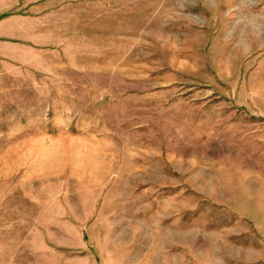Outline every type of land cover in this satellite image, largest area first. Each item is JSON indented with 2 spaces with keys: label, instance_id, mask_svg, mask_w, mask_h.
I'll return each mask as SVG.
<instances>
[{
  "label": "rangeland",
  "instance_id": "obj_1",
  "mask_svg": "<svg viewBox=\"0 0 264 264\" xmlns=\"http://www.w3.org/2000/svg\"><path fill=\"white\" fill-rule=\"evenodd\" d=\"M0 264H264V0H0Z\"/></svg>",
  "mask_w": 264,
  "mask_h": 264
},
{
  "label": "crops",
  "instance_id": "obj_2",
  "mask_svg": "<svg viewBox=\"0 0 264 264\" xmlns=\"http://www.w3.org/2000/svg\"><path fill=\"white\" fill-rule=\"evenodd\" d=\"M5 16H6V15H4V14H1V15H0V20H1V19H3ZM0 40H2V38H1V37H0Z\"/></svg>",
  "mask_w": 264,
  "mask_h": 264
}]
</instances>
